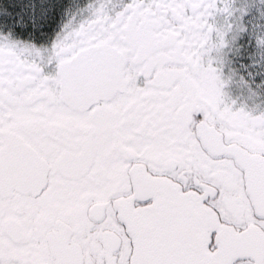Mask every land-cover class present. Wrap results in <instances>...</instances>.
I'll return each instance as SVG.
<instances>
[{"label":"snow or ice","instance_id":"1","mask_svg":"<svg viewBox=\"0 0 264 264\" xmlns=\"http://www.w3.org/2000/svg\"><path fill=\"white\" fill-rule=\"evenodd\" d=\"M0 264H264V0H0Z\"/></svg>","mask_w":264,"mask_h":264}]
</instances>
